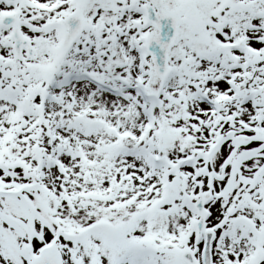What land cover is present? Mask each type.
Masks as SVG:
<instances>
[{
	"label": "snow or ice",
	"instance_id": "snow-or-ice-1",
	"mask_svg": "<svg viewBox=\"0 0 264 264\" xmlns=\"http://www.w3.org/2000/svg\"><path fill=\"white\" fill-rule=\"evenodd\" d=\"M0 264H264V0H0Z\"/></svg>",
	"mask_w": 264,
	"mask_h": 264
}]
</instances>
